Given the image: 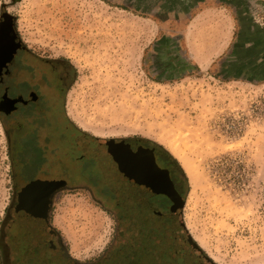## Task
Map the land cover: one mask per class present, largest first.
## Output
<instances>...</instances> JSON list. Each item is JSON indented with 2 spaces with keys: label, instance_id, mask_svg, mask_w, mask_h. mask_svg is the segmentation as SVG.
Returning <instances> with one entry per match:
<instances>
[{
  "label": "rangeland",
  "instance_id": "374dc122",
  "mask_svg": "<svg viewBox=\"0 0 264 264\" xmlns=\"http://www.w3.org/2000/svg\"><path fill=\"white\" fill-rule=\"evenodd\" d=\"M4 13L28 44L73 68L64 111L76 154L90 138H145L181 165L174 147L197 175L190 182L181 165L190 240L212 264H264V0H0ZM13 172L0 118V238ZM52 216L80 262L116 226L83 188L61 191Z\"/></svg>",
  "mask_w": 264,
  "mask_h": 264
},
{
  "label": "flooded vegetation",
  "instance_id": "af4514ba",
  "mask_svg": "<svg viewBox=\"0 0 264 264\" xmlns=\"http://www.w3.org/2000/svg\"><path fill=\"white\" fill-rule=\"evenodd\" d=\"M71 75L67 64L27 43L12 15L1 17L0 118L14 168L1 264H206L180 236L186 181L162 148L114 140L87 142L76 154V130L64 111ZM63 130L74 135L72 142H62ZM115 147L125 151L119 158L110 153ZM129 152L141 154L128 164ZM63 179L55 189L42 185ZM75 188L116 221L110 244L83 262L52 216L60 192Z\"/></svg>",
  "mask_w": 264,
  "mask_h": 264
},
{
  "label": "water",
  "instance_id": "95a60500",
  "mask_svg": "<svg viewBox=\"0 0 264 264\" xmlns=\"http://www.w3.org/2000/svg\"><path fill=\"white\" fill-rule=\"evenodd\" d=\"M6 15H7V13L3 14V16H6ZM140 154H141L140 152H135V153L134 152H129L128 155L126 156L125 160L129 164V162H131L134 159L138 158ZM149 158L151 159V162L154 164V158H153L152 153H150ZM66 183H67V181L63 179V180L52 181V182H48V183L45 182V183H42V185L43 186H48L51 189H55V188L60 187V186H62L64 184H66ZM179 228H180L181 233L184 235V238L187 240V244H188L189 248L191 250H193L194 252L198 253L201 257H203L204 255L201 252V250L198 249L196 244L190 240L189 235L187 234V231H186V229L184 227V224L182 222L180 223ZM203 260H204L205 263L212 264V263L208 262L209 260L207 259V257H203Z\"/></svg>",
  "mask_w": 264,
  "mask_h": 264
},
{
  "label": "trees",
  "instance_id": "16d2710c",
  "mask_svg": "<svg viewBox=\"0 0 264 264\" xmlns=\"http://www.w3.org/2000/svg\"><path fill=\"white\" fill-rule=\"evenodd\" d=\"M122 9H125L124 7H121ZM62 61V63H65V64H67L68 65V67H69V69H70V71L72 72V75H71V77H70V83L72 82V80H73V77H74V70H73V68L70 66V64L68 63V62H66V61H64V60H61ZM195 69L197 68L196 66H193ZM186 75H190V73H192V72H189L188 70L186 71ZM69 120V119H68ZM69 123L75 128V130H77V128H76V126H74V124L69 120ZM78 131V130H77ZM76 132V131H75ZM135 140L136 141H143V142H149V143H152V144H154L153 142H151L150 140H147V139H145V138H135ZM95 140H93L92 138H90L89 139V143L91 142V143H93ZM154 145H156V144H154ZM156 146H158V147H160V148H162L161 146H159V145H156ZM168 155H169V157H171L174 161H175V163L177 164V166H178V168H179V170H180V172H181V174H182V176L184 177V179H185V181H186V176H185V174H184V171L182 170V168H181V165H179L178 164V162H177V160L167 151V150H165L164 148H162ZM1 240V239H0ZM1 242V241H0Z\"/></svg>",
  "mask_w": 264,
  "mask_h": 264
},
{
  "label": "bare ground",
  "instance_id": "6f19581e",
  "mask_svg": "<svg viewBox=\"0 0 264 264\" xmlns=\"http://www.w3.org/2000/svg\"><path fill=\"white\" fill-rule=\"evenodd\" d=\"M172 148V149H171ZM170 151L177 157V159L180 161V164L182 165V167L184 168L185 174L187 175L188 179L190 180V182H195L197 179V175L194 169V164L189 162L188 160L178 157V153H177V149H175L174 147H171ZM177 148V147H176ZM180 154V153H179Z\"/></svg>",
  "mask_w": 264,
  "mask_h": 264
}]
</instances>
